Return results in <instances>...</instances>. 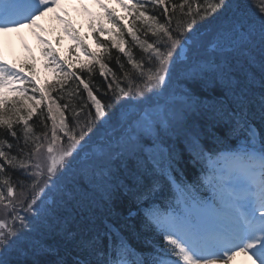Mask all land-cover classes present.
Instances as JSON below:
<instances>
[{
    "label": "trees",
    "instance_id": "trees-1",
    "mask_svg": "<svg viewBox=\"0 0 264 264\" xmlns=\"http://www.w3.org/2000/svg\"><path fill=\"white\" fill-rule=\"evenodd\" d=\"M239 2L245 5L246 11L254 14L247 6V0ZM254 2L259 6L256 0ZM164 3L167 11L152 0H140L130 5L124 14L113 13L110 31L97 36L99 51L96 57L84 67L80 65L85 69L83 76L91 93L103 104L110 117L117 118L122 112L120 101L125 96L121 89L127 92L130 87H143L141 72L147 73L152 66L150 62L155 58L147 45L153 44L161 51L166 50L167 37L162 33L153 35V31L160 24L166 25L173 36L179 35L181 27L185 29V35H191L187 31V23L193 17L197 20L193 28L199 30L196 32L198 34L205 32L216 22L227 27L228 17L231 15L226 12L219 20H213V17L201 20L197 13L203 14L204 0H164ZM141 12L145 15L141 16ZM189 12L191 16L188 15ZM147 17H155V21ZM125 52L131 55L138 67L129 62ZM228 62L229 66L223 72V77L217 78L211 71L213 78L206 85L230 103L231 111H237L248 121H261L259 110L255 109L258 108L261 91L258 77L254 78L243 52L230 58ZM101 64L104 65L103 69L109 67L113 74L114 80L109 86L101 75ZM46 91L51 102V114L43 106L40 116L32 115V121L28 122L33 134L41 138L42 144L44 136L52 139L53 126L50 122L53 118L59 126L63 118L68 132L74 135L90 121H98L94 120L95 106L88 92L82 90L69 75L64 74L59 80L49 83ZM192 96H197L198 103L187 111L180 110L181 116L178 120L167 123L170 118L168 115L153 118L156 133L151 138L148 134L144 138V150H148L133 152L130 157L121 155L110 160V164L105 167L107 179L104 183L97 178L90 180L86 175L78 177L59 192L66 205L62 209H57L54 205L43 214L40 225L42 234H38L40 237L33 238L29 243L30 254H26L22 260H30L32 249L43 246L52 251L44 254L42 259L68 261L69 258L73 261L70 254L74 250L80 252L76 244L81 239L93 241V249L99 252L106 247L121 244L126 245L128 250H137L139 255L153 250L159 240L150 221L142 213L141 206L151 205L149 202L153 197V190L160 183H165L164 174L173 169L186 178L197 174L202 179L203 164L195 162L196 154L202 148L210 150L227 138H233V143H236L240 133L230 131L233 129L229 123L231 117L225 105H218L209 96ZM27 110L30 111L22 105L11 103L0 112L5 118L10 117L15 121L26 116ZM256 125L261 136H264V126L261 127L258 123ZM23 127L22 121L13 124V130L21 137ZM56 132L58 135L64 131L56 128ZM0 139L15 143L6 128H0ZM6 151L10 155H17L15 148ZM33 162L28 161L30 165ZM0 163H3L2 158ZM4 168L18 193L23 192L25 196L35 194L32 183H27L31 179L21 174L23 170H13L7 164H4ZM149 168V175L145 178ZM0 192L6 195V186L0 184ZM56 194L57 191H54L53 200Z\"/></svg>",
    "mask_w": 264,
    "mask_h": 264
},
{
    "label": "snow or ice",
    "instance_id": "snow-or-ice-1",
    "mask_svg": "<svg viewBox=\"0 0 264 264\" xmlns=\"http://www.w3.org/2000/svg\"><path fill=\"white\" fill-rule=\"evenodd\" d=\"M152 2L163 4L164 0H152ZM57 3L58 0H0V33L37 26V20L50 11L52 5ZM247 6L253 10L254 14L246 11L245 5L239 0H204L203 14L200 15L198 12L197 15L201 20H207L209 17H213V20H219L224 13H231L228 17L227 27L218 28L215 38L218 41L237 44L242 49L254 78L258 77L261 91L257 107L261 123L264 124V0H259V6L254 0H247ZM140 15L144 16L145 13L141 12ZM188 15L191 16V12ZM147 19L155 21V17H147ZM196 23L195 17L187 23V31L192 33L191 35H185V29L181 27L177 36H173L166 25L160 24L153 31V35L162 33L163 36L167 37L166 50L161 51L153 44L147 45V48L154 53L155 58L150 62L152 66L149 71L147 73L141 72L143 87L137 86L134 90L130 87L127 92L121 89L122 95L131 96L133 99L144 98L146 93H151L164 86L171 71L170 64L173 62V53L188 40H191L193 44L196 43V32L199 31L193 28ZM125 55L129 57V62L134 67H138L129 53L125 52ZM101 68H104L103 64H101ZM15 76V72L0 63V88L4 87L8 77ZM87 87L85 84V88ZM88 94L95 106L94 120H104L106 116L111 119L105 107L93 96L91 91ZM3 103L5 102L0 101V104ZM33 111L30 110L27 116H22L15 121L10 117L5 118L0 112V128H6L7 133L15 139L14 144L8 143L5 139H0V158L3 161L0 163V184L6 186V195L4 192H0V205L3 206L5 212L9 208L15 211L18 206L17 201L24 196V193L21 192L19 196H16L11 177L6 175L4 164L13 170H23L21 174H27L28 178L33 181L31 187L35 194L32 195L26 209L31 212L33 205L37 203V199L43 193L44 186H47L52 177L64 166L65 158L70 156L80 141L84 140L85 135L92 131V122H89L80 130L77 137L68 132L67 126L63 123V118H61L60 130L68 135L70 143L66 148L60 145L55 151L49 144L47 161L50 163H46V166L42 168L40 161L41 150L44 145L40 142L41 138L35 136L32 127L28 125V120L32 117ZM48 112H52L51 107L48 108ZM21 121L24 124L22 137L13 130V124ZM230 131H236V129L233 128ZM242 131L247 133L252 141L257 135H260L255 125L249 122L247 118L244 120ZM21 139L23 144H21ZM52 139L53 141L58 139L54 118ZM5 148L9 150L15 148L17 155H10L8 151H5ZM245 156L250 161H258V167L254 163L244 170L245 182L237 194L238 207L246 208L247 211L239 212L230 219L226 226L213 233H184L176 230L173 222L160 221L153 217L163 236L164 247L158 248L152 259L141 260L137 264H229L238 255L254 257L259 264H264V136L261 137L259 149L254 143L245 147ZM30 160L34 161L31 165L28 163ZM45 172L46 178L38 179L45 177ZM21 186L24 185L21 183ZM14 196L16 197L15 200H8V203H5L8 197ZM19 206L22 207L23 205L20 204ZM36 211L39 212V208ZM257 213H259L258 216ZM15 218L20 220V230L27 227L25 217L16 214ZM12 237H16V240L22 238L21 235H18V229L10 227L5 219H0V264H69L63 259L56 261L42 259L44 254L52 251V249L43 246L32 249L30 260H8L6 256L16 244V240L11 239ZM93 247V241L87 239H81L76 244V248L81 251H91ZM126 253L127 246L121 244L118 246L116 259L95 261L74 259L71 264H133L132 261L125 258ZM21 254H23V250H21Z\"/></svg>",
    "mask_w": 264,
    "mask_h": 264
},
{
    "label": "rangeland",
    "instance_id": "rangeland-1",
    "mask_svg": "<svg viewBox=\"0 0 264 264\" xmlns=\"http://www.w3.org/2000/svg\"><path fill=\"white\" fill-rule=\"evenodd\" d=\"M106 1H111L110 3L112 5L116 6L117 8H121L123 7L124 3H129L132 0H78V1L61 0V2L63 3L64 9L66 10V12L62 14V16H58L56 11L50 10L46 12L45 15L39 18V19L41 18L46 19V24H44L42 27L38 25L34 27H24V28L29 29V31L25 33L26 37H31L33 34H36L35 44L33 43L32 45H29L25 42H22L21 49L16 53V57L14 59H9L11 57L6 55V52H9V50H6L0 44V63H3L7 67L6 65L7 62L14 63L15 61H18L19 65H23L27 67L29 65H32L34 62H36V60L43 62V63L50 62V59L53 58V55H51L49 48H48L49 44H51L50 30L63 27L64 23L67 21L66 17L73 19L75 21L74 24L76 26H79V25L89 26L88 23H90L94 14L98 13L99 11L103 12L106 9L104 5ZM60 31H62V29ZM65 34H66L65 40L69 41L66 43L69 45H72V43L70 42L72 35L69 34L66 30H65ZM61 36L62 38H64V33L61 32ZM205 42H206V39L201 44L193 45V42H190L193 45L192 51H196ZM187 52H189L191 55V52L189 51V49L187 47H183V54L185 57H188ZM205 52H209V51L206 50ZM196 60L197 62H195V64H192L190 67H188V71L186 73L187 75L189 76L193 75L194 72L197 70L198 65L200 63L201 65H203L204 62H207V59L205 58V54L201 53L200 51H197ZM209 60H215V59H212V56H210ZM176 61L178 64L180 63L179 58L177 56H176ZM53 64H55V66L53 65L51 66V68H53L54 71H60L63 67L57 63V60H53ZM9 69L15 72L16 76L8 77L4 87L0 88V101L4 99L5 96L7 95L14 96L16 94L24 93V85L28 79L22 73V68H20L19 66L10 67ZM38 73L40 74V72ZM183 90L184 89L176 87L175 89H170L169 91L167 90L165 93H161L159 96L160 99L165 98L168 101H163V104L157 108L158 111L165 112V110L162 109V106L166 104L167 102H169V100H171L172 98H175L176 96H178L179 94L181 96V93H183ZM129 99L131 100L132 98H129ZM133 101H135V99ZM156 106H158V103L156 104ZM149 120L150 119H148L147 121ZM123 129L124 128H122L121 130ZM132 129L133 127H128L126 130L131 131ZM139 130H140V127H139ZM135 142L136 141H134L133 143ZM131 144H132V141L130 142V145ZM76 148H78V146H76ZM130 149L132 148L130 147ZM254 163L258 165V161L248 160V158L245 157L243 153H226V154L221 155L219 158L212 160L211 169H212V174H214L215 178L213 177L211 179L213 181V184L216 185L218 188V192L220 195L217 197L216 201H217V205L220 206L221 209H223L222 212L224 213L227 212V214L231 215L232 217H234L235 213H237V211L234 209V207L231 204V198L228 195L224 194V191H223L224 178L226 179L225 182L230 181V180L233 183L235 182V191L240 192L241 186H242L241 180H244V175H243L244 170L251 167ZM213 184L211 185V190L214 187ZM209 206H212L211 203L208 206H200L203 208L200 210L202 212H207L206 208H209ZM173 210L174 209H171L170 212H172ZM3 211H4L3 208H0V219H2L4 216V219L6 220L5 213L2 215ZM212 212L213 213L216 212L213 206H212ZM161 221L173 222L176 230L184 232L183 230H180L178 228L180 222H177L176 220L175 222L172 221L170 214H169V217H164Z\"/></svg>",
    "mask_w": 264,
    "mask_h": 264
},
{
    "label": "bare ground",
    "instance_id": "bare-ground-1",
    "mask_svg": "<svg viewBox=\"0 0 264 264\" xmlns=\"http://www.w3.org/2000/svg\"><path fill=\"white\" fill-rule=\"evenodd\" d=\"M37 25L42 27L46 24V19H39L37 20ZM28 28H22L19 31L8 32V33H0V44L9 52H6V55L9 57L15 56V54L21 49V43L25 42L29 45H32L35 41L34 34L31 37H26L25 33L28 32ZM209 217H208V216ZM205 218L200 217V221H202L203 227L205 232L213 233L214 230L220 227V222L218 219L213 216V213L207 214ZM213 216V217H212ZM226 221L223 224V227L226 226L229 221L230 217L225 215ZM229 264H259L258 261H255L254 257L249 258V256L238 255L234 257Z\"/></svg>",
    "mask_w": 264,
    "mask_h": 264
}]
</instances>
